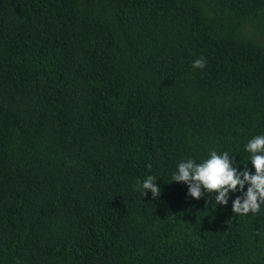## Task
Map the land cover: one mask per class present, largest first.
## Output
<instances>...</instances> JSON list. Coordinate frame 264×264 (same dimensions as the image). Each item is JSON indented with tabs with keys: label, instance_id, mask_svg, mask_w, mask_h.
Instances as JSON below:
<instances>
[{
	"label": "trees",
	"instance_id": "16d2710c",
	"mask_svg": "<svg viewBox=\"0 0 264 264\" xmlns=\"http://www.w3.org/2000/svg\"><path fill=\"white\" fill-rule=\"evenodd\" d=\"M258 135L264 0H0V264H264V205L172 180Z\"/></svg>",
	"mask_w": 264,
	"mask_h": 264
},
{
	"label": "clouds",
	"instance_id": "9594fccd",
	"mask_svg": "<svg viewBox=\"0 0 264 264\" xmlns=\"http://www.w3.org/2000/svg\"><path fill=\"white\" fill-rule=\"evenodd\" d=\"M205 65L206 60L201 57L193 62L192 67L203 69ZM246 151L250 153L249 161L255 169L254 174L250 173L247 163H244L243 170H238L229 160L228 152L218 154L213 150L208 158L199 163L191 158L181 161L172 174V180L187 185V195L193 199L200 200L207 194L221 206L228 204L230 193L240 192L241 195L232 200V212L237 215L259 213L261 205H264V135L250 139ZM155 181L154 176L148 175L142 184L138 182L137 190L142 191L144 196L151 192L154 199L158 198L161 189ZM245 185L248 186L246 191Z\"/></svg>",
	"mask_w": 264,
	"mask_h": 264
}]
</instances>
